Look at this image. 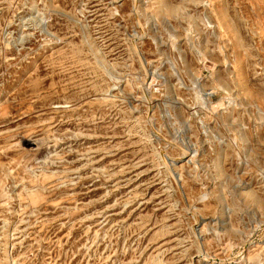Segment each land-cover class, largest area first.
I'll list each match as a JSON object with an SVG mask.
<instances>
[{
  "label": "rangeland",
  "instance_id": "1",
  "mask_svg": "<svg viewBox=\"0 0 264 264\" xmlns=\"http://www.w3.org/2000/svg\"><path fill=\"white\" fill-rule=\"evenodd\" d=\"M0 264H264V0H0Z\"/></svg>",
  "mask_w": 264,
  "mask_h": 264
},
{
  "label": "bare ground",
  "instance_id": "2",
  "mask_svg": "<svg viewBox=\"0 0 264 264\" xmlns=\"http://www.w3.org/2000/svg\"><path fill=\"white\" fill-rule=\"evenodd\" d=\"M203 257V256H202Z\"/></svg>",
  "mask_w": 264,
  "mask_h": 264
}]
</instances>
